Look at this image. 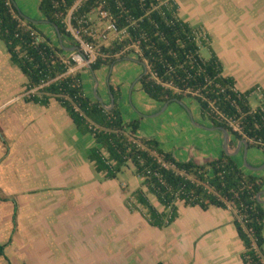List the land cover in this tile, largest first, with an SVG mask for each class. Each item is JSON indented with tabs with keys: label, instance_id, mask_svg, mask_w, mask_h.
I'll return each mask as SVG.
<instances>
[{
	"label": "crops",
	"instance_id": "crops-1",
	"mask_svg": "<svg viewBox=\"0 0 264 264\" xmlns=\"http://www.w3.org/2000/svg\"><path fill=\"white\" fill-rule=\"evenodd\" d=\"M173 1L183 21L208 32L222 74L233 77L240 91L259 86L264 92V0ZM40 18L34 20L38 29L53 43L59 41L53 26L42 14ZM205 48L210 54L209 47ZM126 60L141 64L134 57ZM122 67L113 71L114 65L112 69L103 65L91 71L89 66L76 65L74 72H80L87 96L94 95L96 84L105 104L110 103L108 81L119 86L118 106L124 121L139 118L138 135L156 139L160 148L173 152L177 159L202 161L222 155V132L211 129L194 99L190 98L189 105L206 125L194 122L185 100L189 111L178 103L182 108L178 120L160 118L172 102L160 111L165 102L143 91L139 82L143 71L135 81H124L119 76ZM98 72L102 80L96 77ZM25 81L11 64L9 54L0 48V245L5 244L0 264H243L244 244L232 210L215 205L202 209L177 202L178 215L173 222L164 228L150 225L140 210L127 207L119 176L106 179L94 171L88 159L94 137L80 132L55 98L45 105L25 101L20 91ZM129 87L134 107L128 99ZM172 109L175 112L176 108ZM191 122L212 132L205 137L195 132ZM234 142L235 147L237 140ZM242 148L233 155L241 163ZM255 148L247 149L246 160L259 166L264 163V153L260 159L253 153ZM250 171L264 180V168ZM261 199L264 201V193ZM262 231L264 235V226Z\"/></svg>",
	"mask_w": 264,
	"mask_h": 264
},
{
	"label": "trees",
	"instance_id": "trees-1",
	"mask_svg": "<svg viewBox=\"0 0 264 264\" xmlns=\"http://www.w3.org/2000/svg\"><path fill=\"white\" fill-rule=\"evenodd\" d=\"M6 1L0 0V41L11 64L26 79L28 93L24 100L45 105L55 98L76 128L94 137L88 159L96 173L116 179L124 168L131 169L139 183L126 198L128 208L140 210L150 225L164 228L177 217V202L202 209L209 205L231 206L234 225L244 244L243 264H264V207L256 197L263 190V177L225 152L202 161L193 157L180 160L173 152L160 148L156 139L139 136L140 119L124 121L118 106L120 88L109 81L112 108H104L95 95L87 96L80 72L66 73L67 65L60 56L65 53L66 42L74 44L63 19L77 0L39 2L45 20L56 34L58 29L61 43H53L34 20L21 14L13 0H9L10 6ZM96 8L107 12L118 33L100 46L90 63L91 71L103 65L111 68L116 60L130 58L137 45L135 59L147 66L139 82L149 97L168 103L192 98L212 127L228 130L230 146L246 139L248 148L256 147L264 153V92L259 86L240 91L233 77L222 74L208 32L183 21L173 0H80L72 11V22L76 25L81 18L92 24L90 14ZM23 20L27 25H22ZM27 26L36 29L42 41L33 42ZM206 46L210 50L208 58L201 54ZM257 88L261 98L254 94ZM251 96L257 99L255 106L250 103ZM228 119L236 122L239 130H234ZM4 247L0 245V255H4Z\"/></svg>",
	"mask_w": 264,
	"mask_h": 264
},
{
	"label": "rangeland",
	"instance_id": "rangeland-1",
	"mask_svg": "<svg viewBox=\"0 0 264 264\" xmlns=\"http://www.w3.org/2000/svg\"><path fill=\"white\" fill-rule=\"evenodd\" d=\"M14 1V3H15V5L17 6V8L20 10V12H21V14H23L25 17H27V18H30V19H32V20H40L41 18H40V16H41V12H40V10H39V8H38V6H39V0H13ZM90 20L93 22V23H97V22H99V18L97 17V15H96V13L95 12H93V13H91L90 14ZM43 24V23H42ZM45 25V24H44ZM67 39V38H66ZM68 43V42H67ZM0 48H1V50H3V52H5L6 53V55L8 54L7 53V51H6V48H5V45H4V43L2 42V41H0ZM201 54H202V56L204 57V58H207V57H209V53H208V51H207V49L205 48V47H202L201 48ZM131 57H136V55L135 54H131L130 55ZM122 62V63H121ZM125 63H126V66H125ZM123 64V65H122ZM122 67V71H121V75H119L120 77H121V79H123L124 81H129L130 79H132V81H135L137 78L136 77H138L137 75H138V73H140V71H143L142 70V65L141 64H138L137 62L136 63H133V62H131V61H123V59H121V60H116L115 61V63H114V70L113 71H115V69L116 68H118V67ZM112 69V68H111ZM110 69V70H111ZM135 71H137V72H135ZM96 75V77L98 76L99 78H100V80H102L103 78L101 77V75H100V73L98 72L97 74H95ZM92 77V76H91ZM97 77V78H98ZM98 78V79H99ZM18 79L16 78H14V81H17ZM110 80L111 81H113L114 79H113V77H111L110 78ZM19 81V80H18ZM91 81H93V83H92V87H91V91L93 92V86H94V79H93V77L91 78ZM86 88H88V87H86ZM90 88V87H89ZM88 88V89H89ZM131 88L129 87V89H128V99L130 98L131 99V96H130V94H131V90H130ZM21 91V93H24V95H26V90H25V86H24V88L22 89V90H20ZM98 92L99 93H101V90L98 88ZM130 92V93H129ZM110 95V94H109ZM145 97H147V95L145 94ZM187 98V99H186ZM184 100L186 101V102H188L189 100H190V98H188V97H186ZM184 100H183V102H184ZM131 102H132V104H131V106L132 107H134L135 106V104H133V103H135V101H134V99H133V96H132V99H131ZM256 102H257V99L256 98H254V97H252V98H250V103L252 104V105H255L256 104ZM179 102H175V103H171L170 104V106L168 107V108H166L165 109V111L164 112H162L161 114H160V118L161 117H165V118H168V120H170L171 119V121L172 120H178V111H180L182 108L179 106V104H178ZM185 103V102H184ZM134 105V106H133ZM188 105H189V102H188ZM172 106H174V107H172ZM189 107H190V111H191V113L193 114V116L195 117V123H198L197 125H206V124H203L200 120H198V118H197V116H196V110L194 109V107L193 106H191V105H189ZM165 108V106H163L162 107V109H160V111L161 110H163ZM172 108H176V110H175V112H173L172 110ZM171 112L170 114H169V112ZM157 112H159V111H157ZM157 112H154V113H152V114H156ZM185 113V112H184ZM158 115V114H157ZM173 115L175 116V117H173ZM186 115V114H185ZM177 117V118H176ZM144 126L146 127V124H147V121L146 120H144ZM198 127V126H196L193 122H191V127L195 130V132H201L205 137H206V135L207 136H209V133H211L212 131H207V130H204L203 128H201V127ZM141 130H145L144 128L143 129H141ZM146 131V130H145ZM201 133H199V138H203L202 137V134ZM192 138V137H191ZM191 140V139H190ZM190 140H188V144L190 143ZM193 140H195L194 138H193ZM204 141H207V139H205ZM203 140H199L198 142H200V143H202V142H204ZM194 142V141H193ZM205 144V143H204ZM195 145H197V141L194 143V147H195ZM189 150H190V152H191V149L190 148H188ZM193 150V149H192ZM253 153H257L258 155V157L261 159V158H263V151L261 150V149H258V148H255L254 149V151H253ZM247 157L249 158V155H247ZM250 160V159H249ZM118 183H119V187H120V190L122 191V193L126 196L125 198H127V196L130 194V192H131V190L139 183V180H138V178H136V176H134L133 174H132V171H131V169L130 168H124V171H123V173L121 174V175H119V179H118ZM150 199H151V201L155 204V205H159L158 203H157V201H156V199L154 198V196H152V195H150ZM125 201H126V199H125ZM128 207V206H127ZM134 210V209H133Z\"/></svg>",
	"mask_w": 264,
	"mask_h": 264
},
{
	"label": "built area",
	"instance_id": "built-area-1",
	"mask_svg": "<svg viewBox=\"0 0 264 264\" xmlns=\"http://www.w3.org/2000/svg\"><path fill=\"white\" fill-rule=\"evenodd\" d=\"M80 0H77L72 8L68 11L63 21L66 24V31L69 32L70 38L73 39L74 44H68L65 47H72L73 45H77L79 47V51H70L67 50L64 54H61L62 61L67 65L66 73H75V66H88L90 63L96 58L99 54V48L101 45L109 42L110 37L114 36L118 33L116 30L115 24L108 19V14L106 11L96 8L94 12L98 13L99 22L90 24L88 20L78 19L77 24L75 25L72 22V11L78 5ZM7 5L10 6V1H6ZM15 15V14H14ZM90 21V19H89ZM22 25L25 26L26 20L22 21ZM27 29L30 30V34L32 36L33 42H40L42 38L38 34V31L30 26H27ZM90 36L92 39H88ZM136 53H139V49L137 45H134ZM65 49V48H64ZM66 50V49H65ZM70 60H74V63H71ZM90 67V66H89ZM147 68V66H146ZM259 98H261V93L259 89L254 92ZM230 125L234 130H239V125L233 120L228 119ZM230 210L232 207H228Z\"/></svg>",
	"mask_w": 264,
	"mask_h": 264
},
{
	"label": "water",
	"instance_id": "water-1",
	"mask_svg": "<svg viewBox=\"0 0 264 264\" xmlns=\"http://www.w3.org/2000/svg\"><path fill=\"white\" fill-rule=\"evenodd\" d=\"M56 28V27H55ZM56 31H57V34L59 36V41L62 42V37L61 35H59L58 33V29L56 28ZM66 50H70V51H79V47L77 45H73L72 47H64ZM143 65V73L146 72L147 68H146V65L144 63H141ZM88 66H90L88 64ZM108 90H109V87H108ZM94 95L95 97L100 101V103L102 104V106L106 109H110L112 108L113 104H114V99L112 97V95H110V103L109 104H105L103 101H102V98L98 95L97 93V90H96V84H95V87H94ZM168 102H165L164 106L167 105ZM180 104L186 108V106L184 105L183 102H180ZM187 111H189L187 108H186ZM211 129H218L222 132V135H223V141H222V149H223V152H225L226 154L228 155H235L237 154L240 150H241V146H243L242 148V158H243V163L244 165L250 169V170H253V171H259L261 170L262 168H264V163L259 165V166H253L251 164H249L246 160V154H247V149H248V141L246 139H240L237 141V144L235 147H231L229 145V142H230V134L228 132L227 129H225L224 127H211ZM264 193V190H261L257 193L256 197L258 199L259 202L261 203H264V201L261 199V195Z\"/></svg>",
	"mask_w": 264,
	"mask_h": 264
},
{
	"label": "flooded vegetation",
	"instance_id": "flooded-vegetation-1",
	"mask_svg": "<svg viewBox=\"0 0 264 264\" xmlns=\"http://www.w3.org/2000/svg\"><path fill=\"white\" fill-rule=\"evenodd\" d=\"M231 147H234L233 145Z\"/></svg>",
	"mask_w": 264,
	"mask_h": 264
}]
</instances>
